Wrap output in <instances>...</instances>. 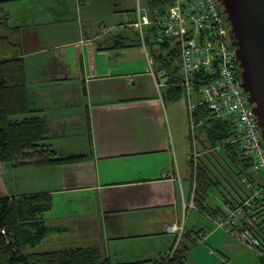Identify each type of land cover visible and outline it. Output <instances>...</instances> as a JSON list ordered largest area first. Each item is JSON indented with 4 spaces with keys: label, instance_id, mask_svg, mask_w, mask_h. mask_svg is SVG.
Wrapping results in <instances>:
<instances>
[{
    "label": "crops",
    "instance_id": "obj_1",
    "mask_svg": "<svg viewBox=\"0 0 264 264\" xmlns=\"http://www.w3.org/2000/svg\"><path fill=\"white\" fill-rule=\"evenodd\" d=\"M137 5L145 8L144 0L1 6L6 36H0V51L16 55L24 67L21 113L43 118L47 144L68 160L30 169L19 176L22 188L10 183L11 193L50 196L44 219L54 232L48 236H68L65 246L50 249H97L112 264L157 261L172 252L175 235L168 228L175 224L183 227L187 264H261L257 251L235 238L237 232L216 227L232 209L225 195L209 201L222 213L207 216L190 207V159L198 152V162L211 170L214 156L200 143L192 145L189 122L177 119L176 98L183 91L169 86L176 79L168 68L156 70L157 60L148 66L147 44L141 45L133 27ZM150 29L148 40L156 35ZM225 193L233 205L240 194ZM248 220L246 214L242 224Z\"/></svg>",
    "mask_w": 264,
    "mask_h": 264
},
{
    "label": "trees",
    "instance_id": "obj_2",
    "mask_svg": "<svg viewBox=\"0 0 264 264\" xmlns=\"http://www.w3.org/2000/svg\"><path fill=\"white\" fill-rule=\"evenodd\" d=\"M18 1L22 0H0V8L4 4ZM144 2L151 21L162 17L172 4L171 0ZM1 19L0 16V27L5 25ZM151 29L156 30L155 27ZM159 49L167 51V56L152 52L154 60H163L161 62L165 65L174 61L179 63L177 51L175 49L169 51V43L159 44ZM23 72L22 62L16 55L5 52L3 54L0 51V264H112L103 258L97 249L92 248L75 247L47 251L36 249L40 242L54 232L46 225L44 219L45 213L51 210V198L43 193L20 195L11 193L10 172H6V168L11 171L21 168L34 169L57 165L68 160H61L47 144L43 118L28 117L25 109L21 113L20 109L25 101ZM19 116L24 118L19 119ZM194 123L196 124L194 131L197 130L200 132L199 136L203 137L201 140L197 136L194 140L200 141L204 150L210 152L217 148L223 150L229 163V175L240 186L239 193L245 192L247 184L255 188L262 186V178L253 172L252 158L241 149L239 142H232V139L239 136V130L232 120L217 117L208 109L200 107L194 114ZM198 159L196 163L192 157L190 159L194 183L193 208L207 216L214 215L215 212L222 213L221 208H211L209 201L213 187L217 189L221 185L225 187L226 182L223 180L225 183H222L223 178L219 180L208 167L200 164ZM225 196V201L233 209L235 204L233 205L227 195ZM246 214L253 222L258 221L254 224L255 227L252 228L245 222L240 227L232 228L230 233L238 234L244 229L249 230L259 242V246L254 248L261 257V264H264L259 251L264 248V191L246 208ZM184 237L183 234L176 248H173L175 250L171 259L166 257L157 261L129 264H187L185 255L188 247L184 243Z\"/></svg>",
    "mask_w": 264,
    "mask_h": 264
},
{
    "label": "built area",
    "instance_id": "obj_3",
    "mask_svg": "<svg viewBox=\"0 0 264 264\" xmlns=\"http://www.w3.org/2000/svg\"><path fill=\"white\" fill-rule=\"evenodd\" d=\"M171 1L165 14L156 21H151L147 10L137 5L133 27L141 45H146L144 27H155L156 44L169 43V50L175 49L179 56L182 79L169 86L183 91L192 131L196 126L194 114L200 107L217 117L232 120L239 130V136L232 142L240 143L241 149L254 161L253 172L262 178L259 188L245 185V192L239 194L235 207L216 223L218 229L227 230L231 235L230 230L243 223L246 208L264 191V142L247 95L241 88L240 68L235 49L231 46L230 27L218 0ZM145 60L151 67L154 59L150 53L145 52ZM162 87L157 82V88L160 90ZM192 159L196 163L198 155L193 153ZM190 207L193 208L192 205ZM246 223L255 227L252 220ZM168 231L175 235L178 243L182 225H171ZM235 238L255 252L254 247L259 246L258 240L247 229ZM171 256L168 255V259Z\"/></svg>",
    "mask_w": 264,
    "mask_h": 264
},
{
    "label": "water",
    "instance_id": "obj_4",
    "mask_svg": "<svg viewBox=\"0 0 264 264\" xmlns=\"http://www.w3.org/2000/svg\"><path fill=\"white\" fill-rule=\"evenodd\" d=\"M229 24L231 46L264 142V0H218Z\"/></svg>",
    "mask_w": 264,
    "mask_h": 264
},
{
    "label": "rangeland",
    "instance_id": "obj_5",
    "mask_svg": "<svg viewBox=\"0 0 264 264\" xmlns=\"http://www.w3.org/2000/svg\"><path fill=\"white\" fill-rule=\"evenodd\" d=\"M125 34L128 35L130 38L131 36H133L132 31L129 29L127 31H125ZM148 28L144 27V36L146 38V48L148 50L149 53L155 52L157 54L158 52V46L155 42V39L152 38L151 40H148ZM0 36H6L5 32L3 31V29L0 28ZM131 40V39H130ZM162 62L156 61V65L154 66V68L156 70H163L164 72L166 71L165 69L168 68L167 70L169 71L170 75L173 76L176 80H180L182 79V73L180 71V65L178 62L174 61V62H170L167 65H162ZM163 91V90H162ZM182 93V92H181ZM183 94V93H182ZM180 94L179 98H176V101L178 102L179 106L178 109L175 111V115L177 117V119L181 120L182 123L187 124V122H189V119L187 118L186 115V104H185V100H184V96ZM162 96L164 98V101H166L164 92H162ZM186 130H187V136L190 134L189 138L191 141L192 145H195L196 147L199 145L198 141H195V137H197L199 134L197 130H193L191 129V126L189 124L186 125ZM203 138V137H202ZM194 143V144H193ZM194 146V147H195ZM201 149V148H200ZM197 155L198 154L197 152ZM210 155L214 156L213 159L215 160V163H212L210 168L213 171V174H215V176L220 180L221 176H224V178L221 180V182L223 183L224 181L226 182V186L224 187V185L217 189L216 187H213L212 191H211V197H210V201L211 203H215V199L218 197L219 199L223 198L224 195H226V193L224 192L223 188L230 194L232 195L233 191L236 192V190H238V182H235V179H231L228 170H230L228 168L229 163L228 160L226 159V156L223 152V150L221 148H217L214 152H210ZM5 168V167H4ZM39 168H43V167H39ZM7 169V168H6ZM30 169H14V170H10L9 172L10 177L12 176V181L9 180V185L11 186L10 183H12V185L14 186V188L17 189V186L20 185L21 183V188L23 187V182H21V176L22 174L24 176H27V171H29ZM213 176V175H211ZM224 180V181H223ZM224 182V183H225ZM221 197V198H220ZM217 202V201H216ZM195 222H199L198 220H195ZM190 228V227H189ZM68 237L66 234L62 233L59 236L56 235H50L48 237H46L42 242H40L37 246L38 249H50V248H59L61 246H65L64 241L65 238ZM181 239V238H180ZM179 239V241H180ZM178 241V242H179ZM178 245L176 238H175V242H174V247L176 248V246ZM175 249H172V252ZM172 252L170 254H172ZM169 254V255H170ZM261 255L264 257V251L261 252ZM168 256V255H167ZM166 256V257H167ZM165 257V258H166ZM254 256L252 255V261H254ZM256 261V258H255Z\"/></svg>",
    "mask_w": 264,
    "mask_h": 264
}]
</instances>
